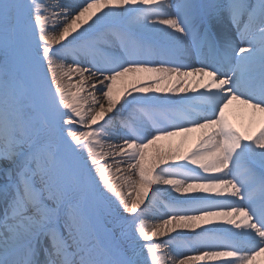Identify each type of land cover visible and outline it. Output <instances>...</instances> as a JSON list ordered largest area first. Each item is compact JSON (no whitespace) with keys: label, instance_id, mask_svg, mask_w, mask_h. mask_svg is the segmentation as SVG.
Masks as SVG:
<instances>
[{"label":"snow or ice","instance_id":"1","mask_svg":"<svg viewBox=\"0 0 264 264\" xmlns=\"http://www.w3.org/2000/svg\"><path fill=\"white\" fill-rule=\"evenodd\" d=\"M258 257L264 0H0V264Z\"/></svg>","mask_w":264,"mask_h":264},{"label":"bare ground","instance_id":"2","mask_svg":"<svg viewBox=\"0 0 264 264\" xmlns=\"http://www.w3.org/2000/svg\"><path fill=\"white\" fill-rule=\"evenodd\" d=\"M56 2V0H52V3H55ZM75 3H74V5L73 6H78V5H80L81 3H83V0H77V1H74ZM90 23H91V21H90ZM86 26V25H85ZM82 30V29H81ZM233 31H234V29H233ZM187 63H196V56H195V54H193L187 61H186ZM97 95H99V93H97ZM194 135H198V134H194ZM189 146H191V145H189ZM122 168H123V170H124V172L125 173H127V168H126V165L125 166H122ZM119 175V174H118ZM134 179L136 178V177H133ZM126 187L127 186H125L124 187V190L126 189ZM126 192V191H125ZM131 193H132V197H134L135 196V190L134 189H132V191H131ZM161 239H163V238H161ZM257 260H258V264H264V257H258L257 258Z\"/></svg>","mask_w":264,"mask_h":264}]
</instances>
